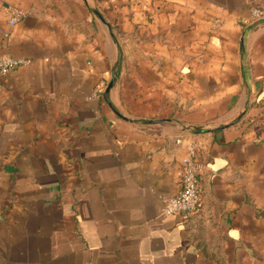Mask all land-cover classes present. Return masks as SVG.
Returning <instances> with one entry per match:
<instances>
[{
  "label": "crops",
  "instance_id": "0c3cea01",
  "mask_svg": "<svg viewBox=\"0 0 264 264\" xmlns=\"http://www.w3.org/2000/svg\"><path fill=\"white\" fill-rule=\"evenodd\" d=\"M252 1L0 0V58L25 61L0 75V264H264ZM191 142L182 221L162 199Z\"/></svg>",
  "mask_w": 264,
  "mask_h": 264
},
{
  "label": "built area",
  "instance_id": "2783aa9c",
  "mask_svg": "<svg viewBox=\"0 0 264 264\" xmlns=\"http://www.w3.org/2000/svg\"><path fill=\"white\" fill-rule=\"evenodd\" d=\"M251 19H264V0H253L250 4ZM11 23H15L23 14L11 9ZM216 23L220 24V20ZM25 61L15 59L10 56L0 58V75H8L15 68L24 64ZM183 139L176 140L177 144H181ZM197 144L195 142L188 143L187 152L181 161L179 170V191L174 196L163 197V216L179 217L182 221H188L190 217L198 210L201 200V190L199 187V173L201 164L198 161Z\"/></svg>",
  "mask_w": 264,
  "mask_h": 264
},
{
  "label": "water",
  "instance_id": "95a60500",
  "mask_svg": "<svg viewBox=\"0 0 264 264\" xmlns=\"http://www.w3.org/2000/svg\"><path fill=\"white\" fill-rule=\"evenodd\" d=\"M113 84V83H112ZM112 84H110V86L109 87H112Z\"/></svg>",
  "mask_w": 264,
  "mask_h": 264
}]
</instances>
